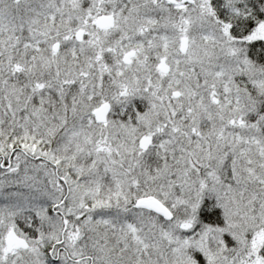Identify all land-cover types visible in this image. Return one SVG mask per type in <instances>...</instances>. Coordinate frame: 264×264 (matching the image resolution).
<instances>
[{
	"label": "snow or ice",
	"instance_id": "snow-or-ice-1",
	"mask_svg": "<svg viewBox=\"0 0 264 264\" xmlns=\"http://www.w3.org/2000/svg\"><path fill=\"white\" fill-rule=\"evenodd\" d=\"M0 264H264V0H0Z\"/></svg>",
	"mask_w": 264,
	"mask_h": 264
}]
</instances>
